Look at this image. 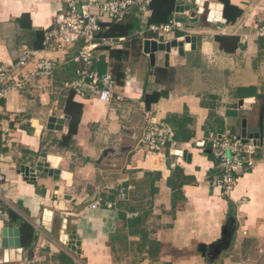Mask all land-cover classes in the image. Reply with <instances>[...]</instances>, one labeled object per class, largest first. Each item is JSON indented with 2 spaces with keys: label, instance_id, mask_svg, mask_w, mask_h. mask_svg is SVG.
<instances>
[{
  "label": "crops",
  "instance_id": "obj_1",
  "mask_svg": "<svg viewBox=\"0 0 264 264\" xmlns=\"http://www.w3.org/2000/svg\"><path fill=\"white\" fill-rule=\"evenodd\" d=\"M148 4L135 37L191 41L183 44L184 55L171 53L167 65L161 51L152 64L143 42L141 51L131 49L119 99L105 102L64 88L77 74L73 49L40 51L39 57L57 60L54 75L0 101V205L7 213L0 218V264H264V118L256 165L229 195L215 183L220 169L207 142L209 131L222 128L239 135L242 119L249 134L260 130L264 38L255 26L264 22V0H231L243 10L234 23L218 0H183L173 18L181 27L169 33L147 26ZM66 5L67 0H0V63L11 61L21 44L34 45L35 32L49 29ZM23 14L30 15L31 29L22 27L25 20L17 22ZM219 36L236 38L235 50L223 48ZM113 40L123 48L133 39ZM102 60L109 70V52L97 54L96 68ZM145 92L168 95L147 109ZM71 93L83 112L69 137L65 106ZM147 113L179 135L173 150L149 154L140 143ZM65 116L63 130L48 129L51 117ZM41 152L61 170L59 180L41 170L36 181L20 173L22 165L35 166ZM122 189L126 197L119 200ZM97 201L101 205L93 208ZM110 202L112 208L104 204ZM8 209L34 228L29 246L22 242V220L11 221ZM229 221L236 226L231 245L213 256L216 247L210 246L221 240ZM6 227L19 229L20 247L2 246ZM73 231L81 253L67 245Z\"/></svg>",
  "mask_w": 264,
  "mask_h": 264
},
{
  "label": "built area",
  "instance_id": "obj_2",
  "mask_svg": "<svg viewBox=\"0 0 264 264\" xmlns=\"http://www.w3.org/2000/svg\"><path fill=\"white\" fill-rule=\"evenodd\" d=\"M148 3L149 0H67L66 8L54 17L53 25L45 31L41 50L23 43L12 51L11 61L0 63V101L12 92H22L39 78L54 75L58 68L57 60L39 57L40 51L69 53L79 42H82V45L72 58L78 65L77 74L64 83V88L77 96L85 97L89 93L105 102L119 99L118 83L112 72L101 74L94 67L95 52L103 45L114 43L113 39L99 37V34L105 30V24L119 22L125 19L133 8L143 7ZM179 27L180 22L172 21L163 25L162 29L169 33ZM255 30L258 37L264 38V22L256 25ZM30 64H33L34 68L27 70ZM86 88L90 92H86ZM2 131L0 124V136ZM139 140L149 154L173 150L178 143L174 130L167 123L156 121L151 113L146 114ZM207 142L210 153L220 169L215 183L225 195H229L239 179L255 167L257 141L249 139L245 142L226 129L209 131ZM1 155L0 152V157ZM125 197V189L120 190L117 198L122 200ZM104 204L112 208L115 203ZM99 205L101 202L97 201L92 207L98 208ZM0 218L7 219V213L1 205Z\"/></svg>",
  "mask_w": 264,
  "mask_h": 264
},
{
  "label": "trees",
  "instance_id": "obj_3",
  "mask_svg": "<svg viewBox=\"0 0 264 264\" xmlns=\"http://www.w3.org/2000/svg\"><path fill=\"white\" fill-rule=\"evenodd\" d=\"M183 0H151L148 4V9L151 11V15L148 18L147 26H156L160 27L163 25H166L168 23H171L174 18V12L175 8ZM221 3L224 4L225 10H224V16L227 19L229 23H234L237 21L239 17L243 14V10L237 6H234L231 4V0H218ZM147 5V4H145ZM137 7L133 8L132 12L123 20L112 22L109 24H105L103 27L105 30H103L99 37H104L108 39H114V38H125L129 39L132 38V43L126 45L123 48H116L115 43H111L108 45H103L100 47L94 54V67L96 68V56L97 54L103 50L107 51L110 54V58L112 60V63L110 64V68L108 70L107 65L102 60L99 65H97V70L103 74L107 71L112 72L114 77L116 78V81L118 85H122L124 83L125 74H124V62L128 59L130 50H134L136 52L141 51V45H142V39L136 36V32H138L141 29V25L143 22V9L145 7ZM25 20L28 24H22V27L25 29H31V21H30V15L29 14H23L20 18L17 19V22H22ZM107 28H106V27ZM45 31L38 30L35 32V38H34V45H32L34 48L41 50L42 49V42L44 40ZM219 43L223 48H225L227 51H233L237 47V39L234 37H224L219 36L217 38ZM82 42L77 43L70 51H73L75 49V52L72 54V58L77 54L79 48L81 47ZM168 95V92H145L143 96V100L145 101L147 109H151L152 105L159 102L163 97H166ZM66 113L70 116V122H69V137H72L74 134L77 133L78 125L80 123V119L83 112V105L79 102H76L74 100V94L71 93L69 96L66 106H65ZM219 131H223V128ZM179 135L175 133V139L178 140ZM67 142H70V138L66 139ZM168 151V150H167ZM177 173L182 172L181 168H177ZM183 181L179 186V191H181L184 183L187 181ZM173 191H176V187L174 184H172ZM8 214L11 218V221H18L22 220L21 224V234H22V242L24 246H29V244L32 242L33 239V232L34 228L26 221H23L19 217V215L13 211L12 209H8Z\"/></svg>",
  "mask_w": 264,
  "mask_h": 264
},
{
  "label": "water",
  "instance_id": "obj_4",
  "mask_svg": "<svg viewBox=\"0 0 264 264\" xmlns=\"http://www.w3.org/2000/svg\"><path fill=\"white\" fill-rule=\"evenodd\" d=\"M191 36H185L183 40L179 39H173V40H166L163 42H159L155 39L146 38L143 42L144 46V52L146 54H149L151 63H155L156 59V52H164L165 53V63L168 64L170 54L173 52H178L180 55H184L183 51V44L185 42H190ZM195 45H192L191 48L195 49ZM259 99L262 100V105L260 109V121L259 126L260 130L258 133L255 134H249L247 132V120L242 119L241 123L242 129L241 133L237 136L241 137L245 142L249 141V139L259 140L260 137H262V128H263V118H264V96H260ZM230 113H232V117L238 116L237 110H230ZM68 118V116H65L64 118H57V117H51L48 124V129L50 130H63V124L65 123V119ZM58 123V124H55ZM229 130V129H228ZM231 131V130H230ZM232 132V131H231ZM234 134V133H233ZM210 153V151H209ZM184 157L187 156V152H184ZM181 156V154H179ZM191 160V155L189 154L188 161ZM37 170H41L43 173L49 175L55 180H59L61 177V170L59 168L54 167L50 161L48 160V155L46 152H41L40 156L38 157L37 163L35 166H27L22 165L20 168V173H22L25 176V179L36 181L37 179ZM236 226L229 221L228 224H226L225 228L223 229V237L219 242L216 244L210 246L211 247H217L214 255L222 252L223 250H226L230 247L231 242L233 240V236L235 234ZM68 247L72 251H76L78 253H81V250L79 249L81 243L77 241V234L75 231L71 232V234L68 235ZM2 246L4 248L8 247H20L21 246V240H20V231L18 228H10L6 227L3 229V241ZM204 249L206 246H202ZM215 249V248H214Z\"/></svg>",
  "mask_w": 264,
  "mask_h": 264
},
{
  "label": "rangeland",
  "instance_id": "obj_5",
  "mask_svg": "<svg viewBox=\"0 0 264 264\" xmlns=\"http://www.w3.org/2000/svg\"><path fill=\"white\" fill-rule=\"evenodd\" d=\"M244 242V241H243ZM245 253V252H244ZM237 255H240L239 253H237ZM243 256V255H242ZM241 258H244V259H246L244 256L243 257H241ZM80 263H82V260H79V263H75V264H80Z\"/></svg>",
  "mask_w": 264,
  "mask_h": 264
},
{
  "label": "flooded vegetation",
  "instance_id": "obj_6",
  "mask_svg": "<svg viewBox=\"0 0 264 264\" xmlns=\"http://www.w3.org/2000/svg\"><path fill=\"white\" fill-rule=\"evenodd\" d=\"M217 247L215 249L212 250V255L214 256V253L216 251Z\"/></svg>",
  "mask_w": 264,
  "mask_h": 264
}]
</instances>
